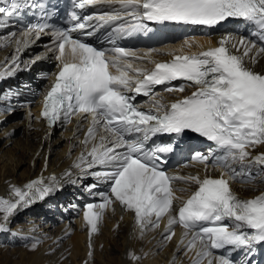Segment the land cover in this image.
<instances>
[{"label":"snow or ice","instance_id":"6c2138e0","mask_svg":"<svg viewBox=\"0 0 264 264\" xmlns=\"http://www.w3.org/2000/svg\"><path fill=\"white\" fill-rule=\"evenodd\" d=\"M89 7L100 10L85 14ZM26 11H32L35 20L19 34H7L0 43V48L15 46L0 65V81L27 70V65L47 53L58 62L36 119H45L50 128L58 122L71 123L74 117L89 121L79 141L85 150L73 167L78 170L77 179L94 180L84 191L99 198L98 203L86 204L83 212L90 234L99 231L105 210L119 203L134 214L137 238L158 229L164 217L163 241H171L174 226H182L178 249L183 248L185 255L192 253L191 264H239L231 258L234 251H243L244 264H252L257 246L264 244V192L245 199L231 185L235 179L250 177L253 166L264 170V153L252 156L249 151L264 145V72L250 66L264 56V47L257 48L256 42L245 37L226 35L218 46L200 52L184 51L197 43L186 39L178 52L149 49L138 53L118 46L117 41L151 31L150 23L213 27L230 18L246 21L264 36V0H72L70 26L64 28L50 23L58 11L56 5L42 0H0V28ZM44 35L50 37L46 52L21 61V52ZM92 37H96L95 44L88 42ZM157 51L171 59H154L152 53ZM176 80L196 90L170 103L153 93L155 86ZM185 87L181 83L164 90L183 93ZM140 94L150 96L151 107L142 109L134 103ZM80 127L78 122L77 132ZM188 131L214 142L221 152L212 165L226 170L218 178L170 174L164 169L165 154L173 152L175 145L159 144L154 138L182 137ZM196 158L207 166V156L198 153ZM233 165L241 170L237 172ZM73 175L71 169L63 174L75 184ZM177 180L195 184V191L186 199L178 196ZM102 183L108 185L107 191H97ZM62 186L55 174L11 186L10 197H0V232L8 230L12 216ZM176 202L178 209H174ZM222 250L226 254L216 255ZM92 255L89 251L88 256ZM129 256L137 264L142 258L134 251Z\"/></svg>","mask_w":264,"mask_h":264},{"label":"bare ground","instance_id":"6f19581e","mask_svg":"<svg viewBox=\"0 0 264 264\" xmlns=\"http://www.w3.org/2000/svg\"><path fill=\"white\" fill-rule=\"evenodd\" d=\"M4 37L5 35L0 37V43L3 42ZM216 37L217 35L197 38L196 41L203 45L214 44L220 40H216ZM14 47L10 45L0 48V65L10 58ZM259 47L263 46L257 44V48ZM37 48L23 50L20 60L30 61L36 55L46 52L43 46ZM152 56L158 55L152 53ZM45 60H49L48 53L40 61ZM38 63L39 61L28 65L31 74L40 70L41 65ZM250 66L254 70L264 72V56L258 57V62ZM163 94L167 93L163 92ZM1 98L0 136L6 134L5 137H0V197L7 196L11 186H18L36 171V168L42 164L44 158L42 154L46 148L49 149V156L45 172L53 168L57 174H60L71 168L73 176L77 177L78 170L73 165L85 150L84 144L79 141L83 140L87 128L83 127V123L87 124V122L82 120V122L63 124L58 128V133L55 129L49 137L44 134L41 122L34 116L33 105H22L21 108L16 109V113L20 114L19 117L9 121L10 116H3L4 113L1 111L6 97ZM29 112L32 114L31 118L28 116ZM78 122H81L79 132H77ZM20 128L21 135L17 136L16 133ZM249 151L252 156L264 153V145H257ZM233 167L240 169L239 165ZM252 171H254L253 180L246 183L247 186L240 184L239 189L256 192L264 187V170L257 165L250 169L251 173ZM199 174L201 175L202 172L199 171ZM82 180L76 179L78 182ZM62 182L65 185L63 190L47 197L42 206L21 211L10 218L6 225L8 230L0 232V264H81L83 258H86L87 264H137L129 256V252L132 251L139 252V256L142 257L138 264H191L192 253L185 255L183 248L178 249L181 239L178 232L171 241H163L165 219L158 229L149 230L141 239L130 231L131 227H134V230L136 228L135 223H132L131 214L119 211L104 213L99 231L93 234L91 248L93 255L89 257L85 244L86 230L81 227L79 221L75 222L77 217L66 207L70 195L67 187L69 182L67 179ZM58 197L62 204L55 201ZM20 216L27 217L26 222L21 223L18 219ZM40 223H43L42 228ZM24 239H30L31 246L24 245L22 248L14 246L15 242ZM33 244H36L35 248L32 247Z\"/></svg>","mask_w":264,"mask_h":264},{"label":"rangeland","instance_id":"374dc122","mask_svg":"<svg viewBox=\"0 0 264 264\" xmlns=\"http://www.w3.org/2000/svg\"><path fill=\"white\" fill-rule=\"evenodd\" d=\"M39 50V48H37L36 49V51H38ZM18 115V116H17ZM19 113H13V115L12 116H10V119H9V121L11 120V119H14V118H18L19 117ZM13 117V118H12ZM1 129V128H0ZM21 128L20 129H18V131H17V133H16V135L17 136H20L21 135ZM56 133H58V129H56ZM5 134L6 133H3V134H1V136L0 137H5ZM1 147V146H0ZM0 150H1V148H0ZM3 154V153H2ZM5 154V153H4ZM5 159H7V158H5ZM4 159V160H5ZM1 162V161H0ZM10 164V163H9ZM20 221H25L26 219L25 218H23V217H19L18 218ZM24 245H28V246H31V241L30 240H24V241H17V242H15V244H14V246L15 247H23Z\"/></svg>","mask_w":264,"mask_h":264}]
</instances>
